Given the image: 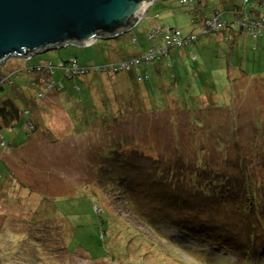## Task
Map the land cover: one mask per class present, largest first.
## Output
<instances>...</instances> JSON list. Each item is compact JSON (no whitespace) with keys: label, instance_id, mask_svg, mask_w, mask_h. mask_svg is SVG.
Wrapping results in <instances>:
<instances>
[{"label":"rangeland","instance_id":"obj_1","mask_svg":"<svg viewBox=\"0 0 264 264\" xmlns=\"http://www.w3.org/2000/svg\"><path fill=\"white\" fill-rule=\"evenodd\" d=\"M219 2L156 0L119 38L0 64V264H264V209L254 214L240 187L252 179L264 207V53L246 51L245 34L232 47L219 33L199 36L164 63L169 74L156 73L158 98H137L134 68L120 71L119 98L105 73L79 76L80 92L68 94L41 83L47 69L27 72L70 55L89 67L148 49L159 57L150 19L186 37L229 3Z\"/></svg>","mask_w":264,"mask_h":264},{"label":"trees","instance_id":"obj_2","mask_svg":"<svg viewBox=\"0 0 264 264\" xmlns=\"http://www.w3.org/2000/svg\"><path fill=\"white\" fill-rule=\"evenodd\" d=\"M202 1L203 0H190V1L178 0L180 4H186V5L192 4L195 6L198 5V7L201 5ZM235 4H237L235 5V9L229 10L228 8H224L223 11L216 12L215 16L219 17L223 24L221 28L214 30L207 29L206 31H204L203 26L205 21L210 20V19H204V22L201 24L200 32L198 34L190 33V35L186 37L182 35L179 29L166 26L162 23L160 24L159 21L157 22L156 19L158 15L152 18L151 20H149L150 22L149 28L148 30L145 31V35L146 38L150 41L160 40V43L158 45L155 42H153L152 47L154 51L158 48L165 49L164 52L161 51L163 53H161V55L159 56V57H163V60L161 62H157L156 59L159 57L155 56V52H152L151 49H148L146 53L141 52L140 54H133L130 56H120L117 59L110 58V60L105 63L90 67L80 64L75 56L70 55L67 56L66 58H61L57 62H51L45 60L43 61L44 63L43 65H41L40 62L38 63L37 66H32L27 68V72L31 73L32 71L34 72L40 71L41 72L40 74L42 75L43 71L47 69L45 70V74H49V76L46 79L41 78V83H44L48 87H52L53 89H59L60 86L61 87L63 86L61 90L63 91L65 89L66 93L68 94H72V90L76 92H80V86L74 82V79L81 78L79 76L81 75L86 76L90 74V72H92V74H94L98 78H101L100 74L105 73L106 78L107 77L109 78V76H113L111 80L116 79L112 87L114 89V95L116 96V98H119L120 97V95H118L119 88H122V86H119L118 84L121 85L122 81L118 79L124 78V76L121 74L120 71L123 70L124 67L134 68L135 69L134 76L132 74H129L130 76L131 75L133 76L132 78H130L129 81L132 89L135 92H137V98L140 99V94L143 93L150 98L153 97L158 98L160 94L159 88L160 89L162 88L160 87L161 86L160 81L162 80L161 79L158 80L157 77H155L156 73L164 72L169 74L168 66L167 64L164 65V63L171 60L172 56H174L175 54L178 53L180 55L181 50L183 48L191 46L196 40H198L199 36L205 35L213 31L221 34L226 41L230 42L236 30L248 34L251 37V40L253 41L258 40L257 38L264 35V0H242L241 5H239L240 3L238 4V2ZM227 11L232 12L233 18H234V14H236L235 19L231 18L232 14L230 16H225L224 13ZM193 20L196 21V18H193ZM236 20H242L243 25L235 24ZM138 25H136V27ZM135 28H133L132 30H134ZM253 34L256 35V38H254ZM121 35L122 34H118L116 37L113 38H119ZM191 36H193L194 38L193 39L190 38ZM113 38H109V39H113ZM136 42L138 43L137 40L135 41V43ZM148 55L151 58L147 59ZM191 57L193 60L196 58L195 56H191ZM125 64L126 66H124ZM73 68H75V71H73ZM151 68L153 69V72L149 73L148 69L150 70ZM57 71L61 72L60 77L55 76ZM124 72L127 71L123 70L122 73ZM14 76H18L16 72H12V75L10 76V81L12 83L14 82L15 79ZM131 81H133L134 84ZM37 82L38 83L40 82L39 78L37 79ZM169 84H170L169 90L172 93H174L175 96H178V92L174 88H172V81ZM74 97L78 99L76 96ZM79 98L82 99L83 97H79ZM158 100H159V104L157 105H160L159 107L163 108L161 105L165 103L164 101L165 98L161 97V99ZM68 101L70 102L72 101V99H69ZM68 107H71V103L68 104ZM81 108L83 110V115H84L86 113L85 109L83 107ZM91 110L94 111L95 108ZM185 110L192 111L188 108H186ZM25 113L27 114L28 110H25ZM92 115H93V120L99 118L93 112ZM36 128L37 127L35 125L34 130H36ZM253 185L254 182L252 181V179L249 178L247 183H241L240 187H243L247 191L246 199H244V201L249 200L250 205H252L254 208V214H255L257 211V207L259 209H264V207L262 205L259 206V204L255 200V191ZM244 201L239 199L237 202H235V199H233L232 204L229 206V208L232 210L239 209L240 204ZM241 209L244 210L243 207H241ZM257 220H259L261 224L262 223L264 224V215H258Z\"/></svg>","mask_w":264,"mask_h":264},{"label":"water","instance_id":"obj_3","mask_svg":"<svg viewBox=\"0 0 264 264\" xmlns=\"http://www.w3.org/2000/svg\"><path fill=\"white\" fill-rule=\"evenodd\" d=\"M154 1L0 0V64L116 37L133 29Z\"/></svg>","mask_w":264,"mask_h":264},{"label":"crops","instance_id":"obj_4","mask_svg":"<svg viewBox=\"0 0 264 264\" xmlns=\"http://www.w3.org/2000/svg\"><path fill=\"white\" fill-rule=\"evenodd\" d=\"M224 1H225V0H220L219 3L223 4ZM228 1H229L228 5H226L224 8H228L229 10H230V9H231V10H232V9H235V5H237V4H234V1H233V0H228ZM239 3H240V4H239ZM238 4L241 5V1H239ZM235 16H236V14H234V18H233V19H235ZM239 33H241V34H245V39L250 40V42H249V47L247 48L246 51L250 52L251 55H255V54H259V53H264V35L261 36V37H259V38H257L258 40H257L256 43L254 44V43L252 42V40H251V37H250L248 34L242 32V31H238V30L235 31V34L232 36V40L229 42L230 45H231V47H232L234 44H236L237 41L239 40V38L241 37V35H240ZM237 35H238V36H237ZM218 36H221V35L218 34ZM233 40H234V42H233ZM245 41H246V40H245ZM187 51H189V49H187ZM25 110H26V109H25ZM38 110H39V108H38ZM17 115H18V114H17ZM18 117H19V116H18ZM33 120H34V122H35L36 127H37V128H41L40 120H39L38 118H36V119L34 118ZM9 134L11 135L10 132H9ZM15 148H16V147H15Z\"/></svg>","mask_w":264,"mask_h":264},{"label":"bare ground","instance_id":"obj_5","mask_svg":"<svg viewBox=\"0 0 264 264\" xmlns=\"http://www.w3.org/2000/svg\"><path fill=\"white\" fill-rule=\"evenodd\" d=\"M158 2H160V1H158ZM150 8V7H149ZM149 8H148V10H149ZM147 10V11H148ZM146 14H147V12H146ZM142 19H146V16L144 17V18H142ZM151 20V19H150ZM235 24H239V25H243V22H242V20H236L235 21ZM136 27V26H135ZM134 27V28H135ZM207 178H208V180L210 181V182H212V183H215L216 181H218V179L216 178V177H214V175L213 174H210V175H208L207 176ZM240 181L241 180H239V182H237V184H240ZM235 194V193H234ZM236 195V194H235ZM160 219V218H159ZM180 219V221H181V219H182V217H180L179 218ZM161 220V219H160ZM162 222V221H161ZM167 222V223H166ZM165 223V226L168 228V229H170V227L167 225L168 223H170V222H172V220H170V218H168V220L166 221ZM156 226V228H158L159 229V227H161V226H158V225H155ZM173 226V225H172ZM171 226V227H172ZM180 228H182V226L178 223V224H175L174 226H173V229H171V231H176V232H178V230L180 229Z\"/></svg>","mask_w":264,"mask_h":264},{"label":"built area","instance_id":"obj_6","mask_svg":"<svg viewBox=\"0 0 264 264\" xmlns=\"http://www.w3.org/2000/svg\"><path fill=\"white\" fill-rule=\"evenodd\" d=\"M184 1H186V0H184ZM188 1H190V0H188ZM222 26H223L222 21L220 20L219 17L216 16L213 19H210V20L205 21L203 27H204V31H206L207 29H212V30L219 29ZM190 38L193 39L194 37L191 36Z\"/></svg>","mask_w":264,"mask_h":264}]
</instances>
